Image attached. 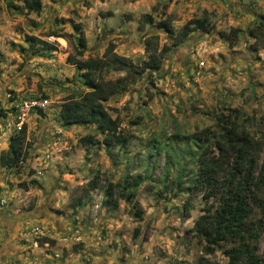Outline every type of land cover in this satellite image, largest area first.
I'll return each instance as SVG.
<instances>
[{
	"label": "rangeland",
	"instance_id": "1",
	"mask_svg": "<svg viewBox=\"0 0 264 264\" xmlns=\"http://www.w3.org/2000/svg\"><path fill=\"white\" fill-rule=\"evenodd\" d=\"M145 14L151 20L140 26ZM200 18L206 28L190 31ZM163 19L173 34L156 26ZM73 24L85 39L81 55ZM184 27L187 37L158 70L141 71L104 102L123 146L83 140H101L94 125L60 123V102L84 90L72 62L83 67L112 43L139 71L146 39L158 50ZM126 73L108 64L102 77ZM32 98L46 104L23 120L24 158L0 166V264H227L225 250L236 243L206 254L192 229L217 195L186 189L190 154L231 121L264 143V0H41L38 12L0 0V153L16 132L15 105ZM108 182L133 196L105 204ZM252 193L263 202L264 187ZM249 204L247 223L259 225L255 254L264 259V214Z\"/></svg>",
	"mask_w": 264,
	"mask_h": 264
},
{
	"label": "trees",
	"instance_id": "2",
	"mask_svg": "<svg viewBox=\"0 0 264 264\" xmlns=\"http://www.w3.org/2000/svg\"><path fill=\"white\" fill-rule=\"evenodd\" d=\"M21 2L27 12L40 10L41 0H21ZM150 20V15L145 14L139 25L142 26ZM206 25L205 18L194 19L190 31L204 30ZM156 26L168 34H173L172 27L166 19L158 21ZM72 28L77 33L74 46L77 54L81 55L85 49V39L78 24H73ZM188 32L185 27L180 29L175 33L172 45L163 43L158 50L155 46L153 48L150 46L149 38L146 39L144 51L147 55L141 62L139 71L113 52L112 43L107 44L100 58L85 59L83 67L72 62L84 90L60 102L58 109L60 123L64 126L94 125L101 134V140L93 139L90 135L83 136V140L91 144L100 142L105 146L112 144L123 146L125 139L118 131V120L110 115L104 102L112 94L124 89V83L137 78L141 71L158 70L171 46H177L184 41ZM28 38L36 40L32 36ZM41 42L44 49L52 48L47 42ZM69 58L70 56H67L66 60ZM108 64L122 66L127 73L112 80L104 79L103 70ZM80 68L82 70L79 72ZM210 139L209 135L207 139L199 138L197 143L194 142L197 149L195 153L190 154V158L193 160L195 172L188 181L186 189H197L204 199L217 195L216 204H204V213L194 220L192 229L197 237L205 242L202 250L206 254L211 253L218 244L234 242L235 246L225 250L227 264H264V259H259L255 254L259 225L247 223V217L251 212L249 201L259 206L264 214V196L263 202L257 201L252 193L254 189L264 187V148H262L264 143L254 140L243 129L238 130L234 121L228 126H222L212 141V147L210 145L207 147L203 142ZM261 150L262 155L259 158ZM25 152L23 122L20 129L9 136L6 149L0 153V166L6 169L18 166ZM139 181L140 179L136 178L133 183L137 185ZM91 183V188H95L96 180L92 179ZM104 193L103 202L111 206H115L117 198L129 201L133 196V192L125 193L123 187L118 188L117 184L110 182L106 184ZM135 212L138 215L140 210L137 209ZM41 240L48 239L42 237Z\"/></svg>",
	"mask_w": 264,
	"mask_h": 264
},
{
	"label": "built area",
	"instance_id": "3",
	"mask_svg": "<svg viewBox=\"0 0 264 264\" xmlns=\"http://www.w3.org/2000/svg\"><path fill=\"white\" fill-rule=\"evenodd\" d=\"M46 104L45 99H25L15 105V129H20L24 118L31 110H37Z\"/></svg>",
	"mask_w": 264,
	"mask_h": 264
}]
</instances>
